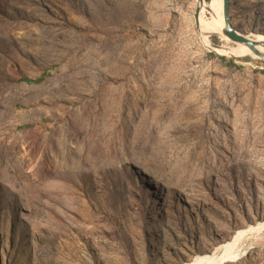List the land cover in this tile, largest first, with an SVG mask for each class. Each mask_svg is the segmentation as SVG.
Masks as SVG:
<instances>
[{"label":"rangeland","instance_id":"1","mask_svg":"<svg viewBox=\"0 0 264 264\" xmlns=\"http://www.w3.org/2000/svg\"><path fill=\"white\" fill-rule=\"evenodd\" d=\"M195 9L0 0V264H264V61Z\"/></svg>","mask_w":264,"mask_h":264},{"label":"bare ground","instance_id":"2","mask_svg":"<svg viewBox=\"0 0 264 264\" xmlns=\"http://www.w3.org/2000/svg\"><path fill=\"white\" fill-rule=\"evenodd\" d=\"M217 4L218 5L216 6V5H211L210 1L195 0L196 7L199 6V8H200L199 24H198L197 28H198L202 43L209 50H213L217 54H227V55L233 56V57H239L244 52H250L251 54H253V52L244 44L237 43L238 44L237 48H231V47L224 46V45H216L208 39V37L206 36V33H205V27H208L216 35L220 36L221 38H223L225 40V36L222 33V29L224 26L223 25V18H222V0H218ZM206 13L211 15L213 20L216 22L217 26L205 24ZM245 35L249 38L248 34H245ZM250 39L257 42V45L255 48L258 49L259 51H261L262 53H264V46L260 44L261 41H264V35H256L255 38H250ZM258 58H260V57H258ZM236 241H232V243L229 244V246H228V250L224 253H221L217 259L211 260V261H201V262H196V263H192V264H226L228 262V260H225V259L228 258L231 249L236 247V245H237Z\"/></svg>","mask_w":264,"mask_h":264},{"label":"water","instance_id":"3","mask_svg":"<svg viewBox=\"0 0 264 264\" xmlns=\"http://www.w3.org/2000/svg\"><path fill=\"white\" fill-rule=\"evenodd\" d=\"M199 13H200V8L198 6L196 7L194 12V21L196 26H198L199 24ZM222 18L224 25L222 29V33L225 36V40L234 43L244 44L253 52V55L260 57L264 61V53H262L261 51L255 48L257 42L248 38L245 34L239 33L231 25L230 16H229V0H222ZM260 44L264 46V41H261Z\"/></svg>","mask_w":264,"mask_h":264},{"label":"trees","instance_id":"4","mask_svg":"<svg viewBox=\"0 0 264 264\" xmlns=\"http://www.w3.org/2000/svg\"><path fill=\"white\" fill-rule=\"evenodd\" d=\"M210 2H212V0H210ZM207 15L208 13H206V16H205V24H209V25H212V26H217L216 25V22L213 20V18L211 17L210 19L207 18ZM211 16V15H210ZM29 82H32V81H38V80H31V79H27Z\"/></svg>","mask_w":264,"mask_h":264}]
</instances>
